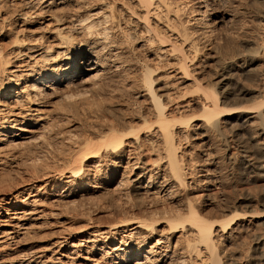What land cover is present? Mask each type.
<instances>
[{"label":"bare ground","instance_id":"1","mask_svg":"<svg viewBox=\"0 0 264 264\" xmlns=\"http://www.w3.org/2000/svg\"><path fill=\"white\" fill-rule=\"evenodd\" d=\"M48 21L56 26L39 33ZM12 25L11 51L0 48V138L28 147L73 118L86 134H55L68 147L62 179L37 177L41 190L54 187L52 203L71 208L117 182L105 196L124 199L111 222L55 242L56 253L67 244L86 247L80 264H239L227 246L264 218L248 213L253 197L234 202L246 204L241 214H207L201 202L218 191L209 165L264 171V0H0V31ZM127 206L142 216L127 217ZM34 211L0 214V245L30 233ZM263 233L250 236L247 264L264 263ZM37 258L6 252L0 264H45Z\"/></svg>","mask_w":264,"mask_h":264},{"label":"rangeland","instance_id":"2","mask_svg":"<svg viewBox=\"0 0 264 264\" xmlns=\"http://www.w3.org/2000/svg\"><path fill=\"white\" fill-rule=\"evenodd\" d=\"M8 6L9 9H2L1 13L8 11H11L12 13L16 7L15 5H12L11 7L10 4H8ZM246 15L248 19H250V14ZM47 20H49V18ZM44 26H46L45 29L39 30V33H45L48 29L54 28L56 26V23H54L53 21H48ZM18 29L19 27L17 25H12L6 27L3 31H0V48L4 52L9 53L11 51V43L13 38H15V35L17 34L16 31ZM18 35L19 37H22L21 33ZM24 35L25 32L23 33V36ZM1 106H5L4 103L0 102V108ZM49 106H51L52 108L55 107L52 103L49 104ZM62 119H68V121H63L61 123ZM76 121H73V118L67 117H61L58 120L55 119L56 126L53 128L51 135H49L50 133H46L43 138H41L42 134L38 135L33 139L32 143L28 147L25 146L24 148L15 147L7 143L6 141H2V139L0 138V214L3 217L6 216V218L10 219L14 218V216L19 214L20 211L26 210V212H30L36 210L32 214L39 215L36 216L37 218L35 220L30 219L28 221V227L31 228L28 231L30 233H25V236L18 235L19 237L17 236L10 246H5V244L0 245V255H5L6 252H8L13 254L14 256H18V260L20 261L25 260L24 258L36 256L39 257L37 258V261H45V264L84 263V259L89 256L85 253L87 250L85 246H81L76 253L72 254L68 250L70 246L65 244V247H63L61 251L56 253V250L58 248L55 247V242L64 241V238L74 236L75 239L73 238L71 240V243H76L78 239H81L82 236L86 235V233H88L89 231L91 232L92 229L94 230L100 228L105 223L111 222V216H117V214H113L111 212L113 205L115 206L116 203V205L121 203V205L123 206L122 202H124V199L120 200V195L114 194L115 196L111 195V197L105 196L113 193H110L108 191H112L117 182L113 183V187H108L110 188L107 189L108 191L105 190L100 192L99 194L92 193L91 191L85 193V197L83 200L82 198L75 197V200H81L79 202L76 201L77 203H75L77 206L71 208H68L63 204L60 205L52 203L54 201V197H52V194L50 193H53L54 187L50 186V189L48 188L45 191L41 190V188L46 186V184L44 183L45 180H37V177H41L47 172H51L52 175L56 173L55 177L53 176V180L55 182H58L62 176L61 172V175L60 173L58 174V169L62 172L64 170L62 156H64L65 154L63 150L66 144L62 143L61 140L56 139L55 134L66 132L67 135H70L71 133V135L77 137L85 136L86 132L84 131L83 126H78L79 124H77ZM84 123H86V121H83L82 125ZM75 126H78V128H76ZM50 136H54L52 142L53 148L46 150L44 148L42 149L41 145H43V142L45 140H48ZM237 146L238 144L236 142L231 146L232 153L236 151L235 153L238 154ZM66 148L68 147L66 146ZM221 152L222 151L219 152V160L222 158L224 159L223 155L225 154V152ZM223 162H220V166L217 164L207 166L211 169V171H213L212 173L217 179L216 187L218 188V191H213L216 193L211 194V201H204L205 203L203 201L201 202V205L204 207L205 213L215 214L221 212V210L225 209V206L228 208V205L231 208H229L230 210L234 209L233 211L236 210V213L238 214L244 213L243 211H241V208L242 205L244 206L246 204L242 203L239 205L238 203V206L234 202L241 201L243 198H247L248 195H250L251 198L253 197L252 200L254 199V201H252L251 204L252 210H248V213H258L260 215H264V171H256L255 173L252 172L254 174L250 173L249 175H243L240 169H237L230 164ZM123 172L124 170L121 169V173L117 181L121 178ZM34 180L37 181L35 182ZM101 181L102 180H100V182ZM32 184L40 189L32 191L31 195L27 196L22 191L24 188L27 189V187L31 186ZM38 190H41L42 192L37 193ZM18 194H21V198L20 200L16 201L15 196ZM35 194H38L37 197H33ZM34 200H36V204L31 205L32 201ZM115 200L118 201L116 202ZM223 203H225V205ZM128 207L131 208V206H127L126 208V210L129 209L127 217L134 216L133 214H135L134 217L142 216L138 213L137 210H133L132 208L130 209ZM7 210L8 214L10 215H6ZM6 218L0 217V221H6ZM235 221L239 222V218L235 219ZM262 221H264V218L260 220L257 219L253 223H251V225L253 224V226L250 225V231L249 233L247 232V236L244 235L245 240L242 239L243 242L240 243V247H237L235 245L233 247L231 245L227 246L230 247L227 251V255L231 256L232 259H238L239 264L249 263V261L251 260L250 258L253 256V253L251 251L255 244L250 236L262 235V233L264 232V224H260L262 223ZM222 245V247L225 246V244ZM76 254L80 256L79 259L76 258ZM22 255L24 258L21 257ZM99 256H97V259L99 258ZM238 257H241V259ZM255 257L256 256L254 255V258ZM56 259H60V263H57ZM260 260L258 258L253 264H264ZM223 262L226 263V260H223Z\"/></svg>","mask_w":264,"mask_h":264}]
</instances>
